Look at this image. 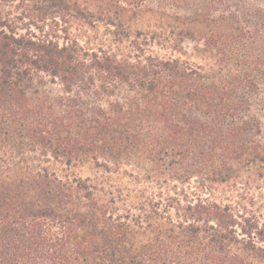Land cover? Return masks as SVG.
Wrapping results in <instances>:
<instances>
[{
	"label": "trees",
	"instance_id": "16d2710c",
	"mask_svg": "<svg viewBox=\"0 0 264 264\" xmlns=\"http://www.w3.org/2000/svg\"><path fill=\"white\" fill-rule=\"evenodd\" d=\"M178 1L0 0V264H264V0Z\"/></svg>",
	"mask_w": 264,
	"mask_h": 264
},
{
	"label": "rangeland",
	"instance_id": "374dc122",
	"mask_svg": "<svg viewBox=\"0 0 264 264\" xmlns=\"http://www.w3.org/2000/svg\"><path fill=\"white\" fill-rule=\"evenodd\" d=\"M121 2L127 4L130 10L126 14L125 24L130 27V33H142L147 34L150 37V33L157 31L156 29L167 26V19H165L164 14H175L185 16L187 12L183 10V5L178 0H120ZM16 4L12 5L8 9L12 11V14L19 12L20 10L16 8ZM19 10V11H18ZM20 13V12H19ZM94 30L89 33L94 36L96 34L97 39H106L107 36L103 35V29ZM196 47H200L195 42L186 40L182 45L181 53H172L170 50L160 49V54L166 57L172 56L173 58L180 57L181 59L188 60L192 63H196L202 66H207L211 64V61L200 54ZM158 46L155 49L158 51ZM261 126L264 133V113L261 114ZM87 175L85 173L83 176ZM260 195V194H258ZM254 209H258L261 214L264 215V193L261 194L254 201Z\"/></svg>",
	"mask_w": 264,
	"mask_h": 264
}]
</instances>
